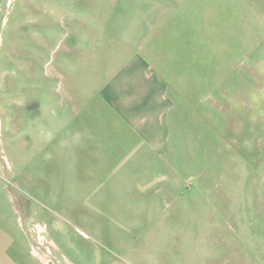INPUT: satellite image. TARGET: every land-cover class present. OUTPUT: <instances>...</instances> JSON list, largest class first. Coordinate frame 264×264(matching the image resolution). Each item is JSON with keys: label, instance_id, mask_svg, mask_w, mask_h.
Here are the masks:
<instances>
[{"label": "rangeland", "instance_id": "1", "mask_svg": "<svg viewBox=\"0 0 264 264\" xmlns=\"http://www.w3.org/2000/svg\"><path fill=\"white\" fill-rule=\"evenodd\" d=\"M252 20L235 0H0V264H74L81 230L123 264H264Z\"/></svg>", "mask_w": 264, "mask_h": 264}, {"label": "crops", "instance_id": "2", "mask_svg": "<svg viewBox=\"0 0 264 264\" xmlns=\"http://www.w3.org/2000/svg\"><path fill=\"white\" fill-rule=\"evenodd\" d=\"M236 3V9H245L247 11H250V15L252 17V29L251 31L258 35L260 33V28H257L259 25H264V0H235ZM255 38V37H254ZM259 39V38H258ZM1 126V123H0ZM67 213L71 215L69 206L66 207ZM138 226V225H137ZM95 227V226H94ZM162 229L157 228H150L147 226H143V229L147 231V233H151L155 239L156 245H162L160 244V238L157 236V234L164 232L163 229H165L163 226H160ZM94 230V229H93ZM100 232V231H99ZM160 233V234H161ZM88 232L85 230H81V234H79L76 237V256H77V262H74V264H98L96 263V258L98 256L99 258V264H123L121 261L117 260L114 257H110L107 253L101 250V248L89 238L85 237L87 236ZM134 237H131L130 235L126 238L122 237L121 240L123 242L129 243L127 244L129 247H131V242L133 245V242L136 240V235H133ZM80 238L86 239L92 244V247H88L84 245L83 243H80ZM127 239V240H126ZM158 239V240H157ZM135 243V242H134ZM126 247V246H125ZM128 248V247H126ZM133 253H138L137 251L133 250ZM185 264H189V262L185 261Z\"/></svg>", "mask_w": 264, "mask_h": 264}]
</instances>
